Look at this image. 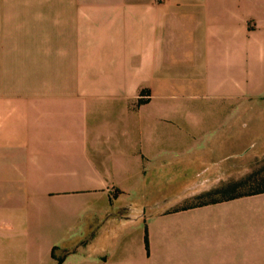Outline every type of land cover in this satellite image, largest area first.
<instances>
[{
  "label": "crops",
  "instance_id": "1",
  "mask_svg": "<svg viewBox=\"0 0 264 264\" xmlns=\"http://www.w3.org/2000/svg\"><path fill=\"white\" fill-rule=\"evenodd\" d=\"M260 148L264 0H0V264H264V192L183 206Z\"/></svg>",
  "mask_w": 264,
  "mask_h": 264
},
{
  "label": "rangeland",
  "instance_id": "2",
  "mask_svg": "<svg viewBox=\"0 0 264 264\" xmlns=\"http://www.w3.org/2000/svg\"><path fill=\"white\" fill-rule=\"evenodd\" d=\"M264 149L260 152H251V156L237 158L231 162L229 172L232 173L228 181L223 185L229 186L218 193L201 199H191L183 206H188L198 202L217 201L227 197L244 195L259 190H264ZM247 154V153H246ZM258 154V156H257ZM175 210V206L172 207Z\"/></svg>",
  "mask_w": 264,
  "mask_h": 264
},
{
  "label": "trees",
  "instance_id": "3",
  "mask_svg": "<svg viewBox=\"0 0 264 264\" xmlns=\"http://www.w3.org/2000/svg\"><path fill=\"white\" fill-rule=\"evenodd\" d=\"M229 186L225 185L219 189H214V190H211L209 191L208 193H205L203 195H200L198 197H196V199H201L203 197H208L212 194H215V193H218L220 192L221 190L225 189V188H228ZM261 192H264V190H259L257 192H253V193H249V194H244V195H252V194H256V193H261ZM244 195H236V196H231V197H227V198H234V197H239V196H244ZM226 199V198H224ZM210 202H214V201H208V202H198V203H195V204H191V205H188V206H185V207H189V206H196V205H203L205 203H210ZM59 250V249H54L53 250V257L57 260V263H61L62 260H63V257L69 252V250H60V256H56V251Z\"/></svg>",
  "mask_w": 264,
  "mask_h": 264
}]
</instances>
